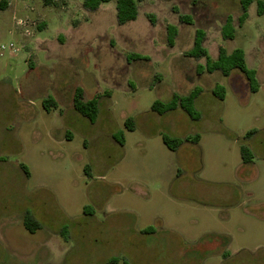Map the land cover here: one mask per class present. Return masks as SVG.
<instances>
[{"label": "rangeland", "instance_id": "rangeland-1", "mask_svg": "<svg viewBox=\"0 0 264 264\" xmlns=\"http://www.w3.org/2000/svg\"><path fill=\"white\" fill-rule=\"evenodd\" d=\"M5 1L0 264H264V12L256 0L241 23V0H138L137 17L122 24L116 0L93 11L82 0ZM227 17L233 38L222 34ZM17 19L29 21L30 35ZM197 28L212 60L219 46L244 51L255 91L239 70L209 72L205 56L188 55ZM77 86L85 99L99 97L95 119L74 109ZM195 87L194 116L151 109ZM163 135L179 140L175 150Z\"/></svg>", "mask_w": 264, "mask_h": 264}, {"label": "trees", "instance_id": "trees-1", "mask_svg": "<svg viewBox=\"0 0 264 264\" xmlns=\"http://www.w3.org/2000/svg\"><path fill=\"white\" fill-rule=\"evenodd\" d=\"M109 0H82V5L85 9L93 11L96 10L99 5L103 2H107ZM137 1L138 0H116V18L119 24L131 21L137 17L138 9H137ZM252 0H241L242 2V12L239 16V22L241 23L244 18L247 16V8L249 3ZM54 0H42L44 5H52ZM257 5V14H261L264 12V0H256ZM6 1L0 0V9H5ZM180 19L186 22L189 18L185 15H180ZM231 19L230 17L226 18V22L222 28V34L224 37L233 38L232 30L226 32L225 30L231 27ZM167 41L169 44H172L174 36L176 35V27L174 25H167ZM204 36V32L197 28L195 30L193 46L189 50L188 55L190 56H205L206 57V68L207 71L211 72L213 70H220L223 75H228L233 69L239 70L246 77L249 87L251 91L256 90L255 84V71L253 69H249L246 66L245 54L241 48H234L230 52H227L224 46H219L217 58L212 60L208 54L207 50L202 46V39ZM199 67V66H198ZM221 87L216 85L212 90L213 93L222 98L218 94ZM199 91L195 87L186 95H179L177 93H173L171 98L168 101L155 100L151 105V109L157 113H164L168 110L175 109L176 107H180L190 116H194L196 114L193 109L194 99L198 95ZM98 96H93L89 99H85L83 95V89L80 86H77L74 89L72 104L74 109L79 112L84 117L89 120H93L96 118L98 114ZM53 100L48 98L43 101V106L48 110L50 106L53 104ZM124 126L128 130H132L133 128V120L131 117H127L124 120ZM256 130H249L246 132V137L251 133H254ZM122 135V134H121ZM163 142L165 145L171 149L175 150L178 146L179 140L177 142L176 138L169 137L167 135L162 136ZM198 134H195L193 137V141L197 142ZM240 154L243 163H250L252 161V153L248 146L242 144L240 146ZM23 170L26 172V167L21 165ZM86 168V167H85ZM87 169V168H86ZM23 224L25 228H27L30 232H34L38 228V224L31 219L29 216H26L23 220ZM226 240H229V236H223Z\"/></svg>", "mask_w": 264, "mask_h": 264}, {"label": "built area", "instance_id": "built-area-1", "mask_svg": "<svg viewBox=\"0 0 264 264\" xmlns=\"http://www.w3.org/2000/svg\"><path fill=\"white\" fill-rule=\"evenodd\" d=\"M17 25H20L22 28V34H24L25 36H28L31 34V30H30V23L29 21H27L26 19H17L15 22ZM34 22H32L33 24ZM9 48L14 50V43L10 42L9 43ZM4 49V46L1 45L0 46V55L2 54L1 50Z\"/></svg>", "mask_w": 264, "mask_h": 264}, {"label": "clouds", "instance_id": "clouds-1", "mask_svg": "<svg viewBox=\"0 0 264 264\" xmlns=\"http://www.w3.org/2000/svg\"><path fill=\"white\" fill-rule=\"evenodd\" d=\"M9 39L11 40L12 39V37L11 36H9ZM19 47V46H18ZM33 47H34V45H33Z\"/></svg>", "mask_w": 264, "mask_h": 264}, {"label": "crops", "instance_id": "crops-1", "mask_svg": "<svg viewBox=\"0 0 264 264\" xmlns=\"http://www.w3.org/2000/svg\"><path fill=\"white\" fill-rule=\"evenodd\" d=\"M219 98V97H218ZM221 99V98H220ZM246 164H250V163H246Z\"/></svg>", "mask_w": 264, "mask_h": 264}]
</instances>
